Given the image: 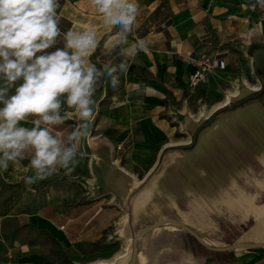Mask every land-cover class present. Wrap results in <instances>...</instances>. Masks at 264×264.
<instances>
[{"label":"crops","instance_id":"0c3cea01","mask_svg":"<svg viewBox=\"0 0 264 264\" xmlns=\"http://www.w3.org/2000/svg\"><path fill=\"white\" fill-rule=\"evenodd\" d=\"M137 2L123 47L136 38L145 46L128 58L119 87L97 91L85 155L71 173L33 185L24 182L28 160L10 165L0 175V222L38 227L65 245L126 240L122 253L90 264H264V7ZM57 12L62 31L96 32L93 62L124 59L105 54L114 30L89 0H59ZM188 55L219 63L192 90ZM66 114L50 129L61 137L78 122Z\"/></svg>","mask_w":264,"mask_h":264},{"label":"clouds","instance_id":"9594fccd","mask_svg":"<svg viewBox=\"0 0 264 264\" xmlns=\"http://www.w3.org/2000/svg\"><path fill=\"white\" fill-rule=\"evenodd\" d=\"M89 3L114 30L116 40L104 51L113 57L119 50V63L90 59L101 47L94 30L62 31L59 0H0V175L24 160L32 173L24 177L27 185L58 170L71 173L85 155L80 141L90 134L97 91L105 83L119 87L128 58L137 45L144 48L142 41L123 47L135 29L137 0ZM256 3L264 7V0ZM68 109L78 122L61 137L50 129L65 123Z\"/></svg>","mask_w":264,"mask_h":264},{"label":"rangeland","instance_id":"374dc122","mask_svg":"<svg viewBox=\"0 0 264 264\" xmlns=\"http://www.w3.org/2000/svg\"><path fill=\"white\" fill-rule=\"evenodd\" d=\"M197 94L199 91L194 93ZM18 193L15 191L16 197ZM109 241V246L65 245L38 227L6 218L0 222V264H6L8 250L16 254L12 264H90L107 259L111 252L122 253L126 247V240H116L115 236Z\"/></svg>","mask_w":264,"mask_h":264},{"label":"built area","instance_id":"2783aa9c","mask_svg":"<svg viewBox=\"0 0 264 264\" xmlns=\"http://www.w3.org/2000/svg\"><path fill=\"white\" fill-rule=\"evenodd\" d=\"M150 34L154 33V28H151L149 31ZM138 41H142L139 38L135 39V45H137ZM141 51V48L137 45L136 52ZM135 52V53H136ZM184 61L194 67V72L189 78L188 87L189 89H196L203 82L206 81L208 75L218 68V60L214 58H209L207 56H194L188 55L184 57ZM7 262L6 264H12L15 259L14 252L12 250H8L6 253Z\"/></svg>","mask_w":264,"mask_h":264}]
</instances>
